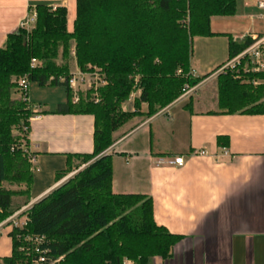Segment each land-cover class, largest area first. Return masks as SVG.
I'll return each instance as SVG.
<instances>
[{
	"label": "trees",
	"instance_id": "1",
	"mask_svg": "<svg viewBox=\"0 0 264 264\" xmlns=\"http://www.w3.org/2000/svg\"><path fill=\"white\" fill-rule=\"evenodd\" d=\"M235 4L236 0H76L71 32L65 8L37 5L31 30L19 29L7 37L0 49V222L29 203L32 185L27 133L36 113L26 92L12 99L14 90L19 94V81L64 87L66 101L54 113L94 119L92 154L68 155L66 169L57 172L55 180L77 173L26 212L23 234L42 238L44 264H149L153 258H169L181 237L155 224L148 196L112 193L111 158L105 152L130 120L155 116L208 77L191 76L192 40L211 37L210 19L234 16ZM72 43L77 69H96L105 82L86 95L78 92L76 102L68 88ZM251 44L248 38L229 39V60ZM257 77L230 70L218 74L219 112L264 115V86L252 84ZM135 91L134 112H124L122 106ZM11 236L6 264L37 260L19 232Z\"/></svg>",
	"mask_w": 264,
	"mask_h": 264
},
{
	"label": "crops",
	"instance_id": "2",
	"mask_svg": "<svg viewBox=\"0 0 264 264\" xmlns=\"http://www.w3.org/2000/svg\"><path fill=\"white\" fill-rule=\"evenodd\" d=\"M261 1L236 0L234 16L212 17V36L194 38L189 59L193 77H208L155 116L130 120L105 152L111 158L112 193L148 196L155 224L181 237L168 259L153 258L149 264H264V115L220 113L216 89L217 70L229 60V39L264 37ZM75 2L0 0V49L37 5L65 8L71 32ZM44 89L48 87L40 91ZM27 96L31 102L30 91ZM65 101L66 94L57 92L52 103H42L29 119L27 140L34 169L27 205L77 173L55 180V174L66 169L68 155L93 152V117L55 114L56 106ZM130 103L123 111L133 112ZM145 112L142 105L141 113ZM200 150L207 155L195 156ZM180 157L182 167L156 166L157 159ZM3 238L10 246L9 255L0 256L6 259L11 242Z\"/></svg>",
	"mask_w": 264,
	"mask_h": 264
},
{
	"label": "built area",
	"instance_id": "3",
	"mask_svg": "<svg viewBox=\"0 0 264 264\" xmlns=\"http://www.w3.org/2000/svg\"><path fill=\"white\" fill-rule=\"evenodd\" d=\"M258 7L260 9H264V1L259 2ZM35 21V13L27 20L21 29H24L26 31L30 30L34 24ZM36 62L32 61L31 66H35ZM92 73L90 72H81L77 71L72 74H70V78L68 80V88L72 90L73 93L79 91L80 87L82 85H85L88 81L87 76H93L97 77L98 72L96 69ZM227 70L234 71L236 73L242 72V73H250V74H256L258 77L252 81V84L254 86L262 85L264 86V37L261 38H254L252 40V44L245 49L243 52H241L239 55H237L234 59L229 61L224 67L219 69L218 73H223ZM96 71V72H95ZM191 73V72H190ZM192 76V74H191ZM261 76L262 78H259ZM105 82L102 78H100V82H96L94 84V90H96L99 86H103ZM88 88L90 87L89 84H87ZM86 86V85H85ZM97 86V87H96ZM19 95L21 92H28V83L26 79H22L18 83V89ZM190 89H186L183 95H185ZM77 100V99H76ZM97 101V99H95ZM262 101H264V92H262ZM195 156H201L205 157L207 154L203 150L194 152ZM30 162L34 163V156H30ZM177 166L182 167L184 165L183 159L180 158H174L173 160H164L162 158L156 160V166ZM31 205H26L13 213L11 216L6 218L4 221L0 222V237L6 236L12 242V233L19 232V236L21 237V242L30 244L32 250L37 254V260H33L32 264H44L45 258H44V252L39 250V246L42 243V238L40 237H31L30 235L23 234V229L26 227L28 222V216L26 212L30 208ZM19 236H16V238L19 239ZM24 249L20 248V251H23ZM27 251V250H26ZM5 259L0 258V264H6ZM123 264H131L129 261H124Z\"/></svg>",
	"mask_w": 264,
	"mask_h": 264
},
{
	"label": "rangeland",
	"instance_id": "4",
	"mask_svg": "<svg viewBox=\"0 0 264 264\" xmlns=\"http://www.w3.org/2000/svg\"><path fill=\"white\" fill-rule=\"evenodd\" d=\"M31 30V29H30ZM29 31V30H28ZM73 47H74V45H73V43L71 44V50H70V52H69V61H68V65H69V71H70V74H72V73H74V72H77V71H80L79 69H77V67L75 68L74 67V62H75V60H74V57L73 56H71V51H73ZM234 59V58H233ZM229 61H231V60H228V62ZM227 62V63H228ZM226 63V64H227ZM226 64H224L222 67H224ZM222 67H220L219 69H221ZM94 70H92L90 73H92ZM97 71V70H96ZM95 71V72H96ZM217 71H219V70H217ZM82 72V71H81ZM86 78H88V81L86 82V86L85 85H82V87H80V89H79V91H77V92H79V93H81V94H83V95H86V93L88 92V91H93L95 88H94V84H96V82H100V76H97V77H93V76H89V74L87 75V76H85ZM87 84H89L90 85V87L88 88L87 86ZM97 87V86H96ZM195 88V87H194ZM193 88V89H194ZM41 90V87H39L37 84H35V83H29L28 84V93H29V91H30V100H31V106L33 107V109H35V108H37V107H42V105L44 106V104H42V103H52L53 102V100L55 99V98H57V92H62V94H63V96H64V91H65V89H64V87H48V89H44L43 91H40ZM138 95V91H135V92H133L132 94H131V96H130V99H129V101H131V103H130V107H131V109L133 110V112H134V107H133V96H137ZM59 95V94H58ZM72 95H73V97H72V99H73V102H76L77 100V94H76V92L75 93H72ZM61 96V95H60ZM183 96V95H182ZM181 96V97H182ZM17 97H18V99H20V96H19V94L17 95V93H15V90L13 91V93H12V99H14V100H18L17 99ZM34 97V98H33ZM180 97V98H181ZM37 99H39V100H37ZM179 100V99H178ZM38 101H40V104H38L39 102ZM128 101V102H129ZM127 102V103H128ZM173 104V103H172ZM39 105H41V106H39ZM124 106V108H126V103L123 105ZM122 106V107H123ZM129 107V108H130ZM127 108H128V106H127ZM123 109V108H122ZM127 110V109H126ZM124 112H130L129 110L128 111H124ZM17 134V136L19 135L18 133H15V135ZM9 252H10V246H9V243L7 242V240L5 239V238H3V236H1L0 237V256L1 257H3V256H7V255H9Z\"/></svg>",
	"mask_w": 264,
	"mask_h": 264
}]
</instances>
